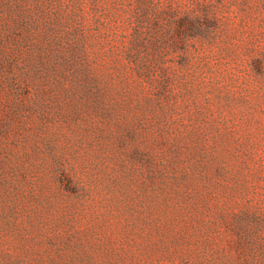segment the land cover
Returning a JSON list of instances; mask_svg holds the SVG:
<instances>
[{
	"label": "rangeland",
	"instance_id": "obj_1",
	"mask_svg": "<svg viewBox=\"0 0 264 264\" xmlns=\"http://www.w3.org/2000/svg\"><path fill=\"white\" fill-rule=\"evenodd\" d=\"M0 264H264V0H0Z\"/></svg>",
	"mask_w": 264,
	"mask_h": 264
}]
</instances>
